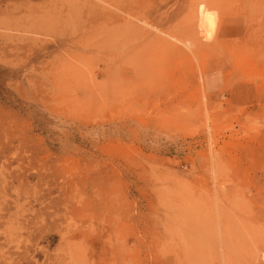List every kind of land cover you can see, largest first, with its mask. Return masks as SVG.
Segmentation results:
<instances>
[{"label":"rangeland","instance_id":"374dc122","mask_svg":"<svg viewBox=\"0 0 264 264\" xmlns=\"http://www.w3.org/2000/svg\"><path fill=\"white\" fill-rule=\"evenodd\" d=\"M0 264H264V0H0Z\"/></svg>","mask_w":264,"mask_h":264},{"label":"bare ground","instance_id":"6f19581e","mask_svg":"<svg viewBox=\"0 0 264 264\" xmlns=\"http://www.w3.org/2000/svg\"><path fill=\"white\" fill-rule=\"evenodd\" d=\"M255 54V53H254ZM256 55H258L257 53H256Z\"/></svg>","mask_w":264,"mask_h":264}]
</instances>
